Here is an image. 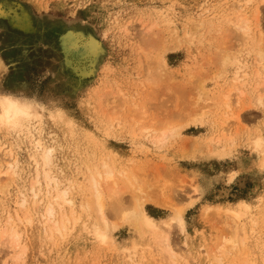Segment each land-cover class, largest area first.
Listing matches in <instances>:
<instances>
[{
    "label": "rangeland",
    "instance_id": "obj_1",
    "mask_svg": "<svg viewBox=\"0 0 264 264\" xmlns=\"http://www.w3.org/2000/svg\"><path fill=\"white\" fill-rule=\"evenodd\" d=\"M3 1L26 7L36 29L0 18V94L41 107L51 169L76 211L65 204L72 224L64 237L52 233L46 182L37 205L30 190L36 149L23 133L0 129V146L19 162L9 174L0 168V229L8 214L33 216L19 224L23 254L14 261L0 243V264H264V154L255 141L264 139V0ZM242 16L247 33L237 27ZM69 28L94 33L107 51L80 84L62 68ZM157 54L164 65L149 64ZM105 164L110 187L121 188L118 208L107 205L112 239L103 241L93 232L101 220L92 179ZM240 200L252 207L236 216ZM139 207L153 228L122 216Z\"/></svg>",
    "mask_w": 264,
    "mask_h": 264
},
{
    "label": "bare ground",
    "instance_id": "obj_2",
    "mask_svg": "<svg viewBox=\"0 0 264 264\" xmlns=\"http://www.w3.org/2000/svg\"><path fill=\"white\" fill-rule=\"evenodd\" d=\"M0 18L7 19L9 24L13 28H15L16 30L18 29L28 34L33 32L36 29L30 12L28 11L26 7L22 6L21 4L16 5L15 3L12 4L7 1L0 2ZM237 27L239 28L240 32H243V33H247L250 30V27L248 25V20L244 16L239 18ZM59 43H60L59 48L63 56L62 57L63 58L62 68L64 66L63 69L65 71H69L70 73H72L76 77V80L79 84L82 83L86 78L91 77V76L93 77V75L95 76V73L97 71V66L101 60V57L107 51L104 47L103 42L94 33L89 32L85 29H81V28H69L68 30H66L60 35ZM263 55L264 54L262 53L261 56ZM160 57L162 60V56ZM147 59H148L149 64H152V66H155L156 64L158 65V63L159 64L163 63L162 65H164V62H162L159 59L158 54L154 57H149ZM1 63H0V66H1ZM227 64H228L227 58L222 59V65L226 66ZM258 75L259 77L262 76L261 78L264 79L263 75H260V74ZM4 97L11 98L12 101H14L15 103L12 105H6L3 103H0V129L7 130V132L14 131L16 134L23 133L25 135V138L26 139L28 138L29 142L32 144V147L36 149V150L34 149L35 151H33V154L31 155L34 158L33 161H35L37 165L36 167L37 175L35 176L36 178H34L33 182L31 183L32 186L30 189L32 190L31 192L33 194V199L35 202L33 204L37 205L39 202H43L44 200V199L41 200L39 198L41 195V189L38 187V185L41 184V180H43L44 182H46V186L48 188L46 192L47 195L45 194L48 200L46 203L47 205H46L45 213H43V216L47 217L48 223H49V220L50 222H52V225L50 226L52 233L56 234L57 236L64 237L65 232L69 230V226H71L72 224L71 223L72 217L69 215L68 212L64 211L65 210L64 205L68 204L71 206L69 211L70 213H72V216H74L76 210H74V201L70 197L71 194H70L69 188L61 186L64 182L61 183L59 178L53 173L51 169L53 166V162H54L53 161L54 149L44 145L45 138L42 136V130H43L42 123L44 120L43 119L44 113L40 110L41 107L32 100H27L26 98L17 97L13 94H8V93L0 94V100H2ZM54 113L55 112H51V115H54ZM36 134H38V136ZM255 141H256L257 148L260 149V152L263 155L264 154V139L259 138ZM3 146H0V153L3 150V152H5L4 155L9 158V161L4 163V161H2L3 159L0 158V168L3 167L4 164H6L7 170H5L4 172L6 174H9V170L13 168L16 169V166H18L19 162L16 161L17 158L14 159L13 152L10 149L4 151ZM38 152H41V154L39 155L41 156L42 161L44 162L43 167H42L44 178H42V171L39 170L40 163L34 157L36 154H38ZM262 162H263L262 165L264 166V159ZM47 167L49 169H47ZM104 167H105L104 172L98 171L97 174L93 176V179H92V189L94 190L95 204H97V208L96 207L95 208L96 210H98V215H99L98 221L99 219L101 220L99 221V223L95 222L97 224L93 225L94 227L93 232L96 233L98 238L102 239L103 241H106V240L112 239L109 228H108L110 224H109V220L107 217V212H108L107 205H110V206L112 205L118 208L117 199L119 198V195H120L119 189L121 187L119 188V186H115V185L110 187V182H111V179L113 178L112 175L114 174V171L111 169L110 166H108V164H105ZM4 187L5 185L1 183L0 190L2 191ZM71 188L73 187L71 186ZM27 204H29V198H28V195H26L23 191L19 195V205L22 207L26 206L27 208ZM237 206L239 207L240 210L230 209L233 214H236V216L239 215V213L245 214L252 207L250 202L246 200H240ZM59 207L63 208L64 213L60 214L59 209H58ZM71 209L73 211H71ZM121 212H122V216L125 219L129 221L134 220L137 225L144 224L147 227H151V228H153V226L155 225L154 219L150 217L145 212V210L140 207L134 210L132 209L121 210ZM8 215L9 216L7 217V221L5 223L7 225L2 226V228L0 229V243L8 245V247L10 248L9 258L10 259L12 258L14 259V261H17V259L25 251V246L21 242V230L19 229V226H20L19 224L23 223L24 220H26V222L28 223L32 222L33 216L32 214H30V212L29 214L28 213L25 214L24 215L25 217L19 216L20 214L17 215V217L16 216L13 217L14 215L12 216L11 214H8ZM177 220H178V224L180 225V227H182V229H185L184 227L185 221H184V218L181 212L179 213L177 212ZM0 223H1V220H0ZM163 241H165L163 243L164 244L163 246L166 247V250L165 249L164 250L167 253L170 252L171 254L174 255L176 251L170 245V239L168 238V236ZM4 264H9V263L7 260H5Z\"/></svg>",
    "mask_w": 264,
    "mask_h": 264
},
{
    "label": "snow or ice",
    "instance_id": "obj_3",
    "mask_svg": "<svg viewBox=\"0 0 264 264\" xmlns=\"http://www.w3.org/2000/svg\"><path fill=\"white\" fill-rule=\"evenodd\" d=\"M0 103L6 104V105H12V104H14L15 102L12 101L11 98H5V99L0 100Z\"/></svg>",
    "mask_w": 264,
    "mask_h": 264
},
{
    "label": "clouds",
    "instance_id": "obj_4",
    "mask_svg": "<svg viewBox=\"0 0 264 264\" xmlns=\"http://www.w3.org/2000/svg\"><path fill=\"white\" fill-rule=\"evenodd\" d=\"M5 98H9V97H4L3 99H5Z\"/></svg>",
    "mask_w": 264,
    "mask_h": 264
}]
</instances>
